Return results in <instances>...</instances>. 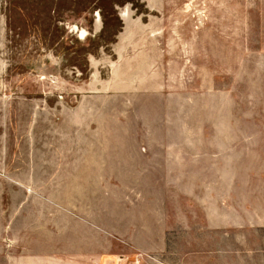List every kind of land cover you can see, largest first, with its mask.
Segmentation results:
<instances>
[{
	"label": "rangeland",
	"instance_id": "374dc122",
	"mask_svg": "<svg viewBox=\"0 0 264 264\" xmlns=\"http://www.w3.org/2000/svg\"><path fill=\"white\" fill-rule=\"evenodd\" d=\"M147 119L218 143L223 173L229 142L264 157V0H0V148L58 144L64 179L53 211L12 214L27 264H264L263 230L208 222L119 158Z\"/></svg>",
	"mask_w": 264,
	"mask_h": 264
},
{
	"label": "crops",
	"instance_id": "0c3cea01",
	"mask_svg": "<svg viewBox=\"0 0 264 264\" xmlns=\"http://www.w3.org/2000/svg\"><path fill=\"white\" fill-rule=\"evenodd\" d=\"M138 82L131 83L133 89L139 90ZM88 108L84 104L76 112L90 114ZM107 109V101L104 105L100 103L99 136L93 140L99 143L101 152L98 158L91 157L92 167L99 166L96 169L99 177L90 176L87 178L90 181L107 179V173H103L106 169L102 170L107 166V158L102 157L101 149L103 133L107 141ZM192 132L189 127L150 126L147 119V125L133 128L125 139L122 136L120 145L131 139L132 146L125 148L126 151L122 148L119 158H131L141 167H150L149 171L162 176L163 181L180 190L181 197L189 199L188 206L203 208L204 220L213 223L220 220L233 229L264 231V157L252 158L248 152L252 149L251 141L239 144L238 152L235 141L229 142L234 151L228 152L226 173H223L219 144L189 137ZM57 145L41 141L21 143L15 148L5 143L0 148V264H27L24 257L27 247L17 240L27 223L13 222L16 208L28 206L31 199L34 205L28 206V213H40L44 207L53 211L54 205L59 204L60 183L64 179L60 174ZM14 149L17 152L13 153ZM81 160L71 161L69 165L74 166Z\"/></svg>",
	"mask_w": 264,
	"mask_h": 264
}]
</instances>
